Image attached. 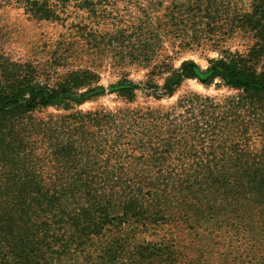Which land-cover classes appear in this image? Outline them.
I'll list each match as a JSON object with an SVG mask.
<instances>
[{
  "label": "trees",
  "instance_id": "trees-1",
  "mask_svg": "<svg viewBox=\"0 0 264 264\" xmlns=\"http://www.w3.org/2000/svg\"><path fill=\"white\" fill-rule=\"evenodd\" d=\"M12 1L34 18L57 21V9L71 0ZM72 1L88 13L107 2ZM138 8V26L106 38L148 69L147 79L171 71L180 51L216 32L253 41L245 55L219 51L206 73L183 64L161 88L149 81L147 96L170 97L196 78H220L241 93L219 101L192 93L163 113L81 112L73 106L103 94L91 87L94 73L52 79L0 55V264H206L211 247L223 250L216 251L221 264L264 262V67L256 70L264 60V0L242 13L222 0H170L156 25L147 23L146 5ZM116 88L126 104L139 89L125 81ZM56 104L69 113L47 112ZM162 226L170 233L144 238ZM173 231L189 244L182 247ZM240 232L253 252L246 263L234 248ZM228 246L236 258L224 253Z\"/></svg>",
  "mask_w": 264,
  "mask_h": 264
},
{
  "label": "rangeland",
  "instance_id": "rangeland-1",
  "mask_svg": "<svg viewBox=\"0 0 264 264\" xmlns=\"http://www.w3.org/2000/svg\"><path fill=\"white\" fill-rule=\"evenodd\" d=\"M173 1L182 2L183 0ZM222 1L224 4H230L232 12L242 13L250 10L253 0ZM153 2L154 0H107V2L101 3L99 10L95 13H88L76 7L75 2L71 0L65 9H57L60 20L53 21L32 17L26 13L23 4L18 5L12 0H0V55L3 60L31 63L40 71L49 72L52 79H55L56 75L77 69H86L94 73L97 81L91 87H102L104 91L100 97L73 106L74 110L81 112L103 109L113 113L118 109L129 108L142 111L150 109L163 113L173 109L183 96L192 93L217 101L227 97H237L241 91L226 87L220 78H215L210 83L201 78L184 80L174 89L170 97L160 100L154 99L151 95L147 96L152 93L146 89V84L149 81L161 88L165 81L172 77V73L181 69L183 64L193 65L199 69L200 73H206L220 59L219 51L227 49L231 53L245 55L253 44V41L241 34L227 39L226 36L216 32V37L219 38L208 36V39H213H203L201 44H191L180 51L171 62V71L147 79L148 69L130 63V59L120 53L117 44H114L110 49L106 36H111L119 29L126 30V27L137 25L140 15L139 5L141 7L146 5L147 12L152 14L147 23L156 25V18L164 13L170 0H164L161 6H155ZM52 3L55 1L53 0ZM76 25L81 27L85 25L86 32L78 30ZM128 29L129 34L131 31ZM132 36L137 35L133 34ZM146 36H149L148 33ZM134 39L132 37V42ZM221 39L223 42H219ZM167 40V37L163 40L165 47L168 45ZM263 67L264 60L260 61L256 70L261 72ZM123 81L139 87L133 93L134 101L129 104H126L117 93L116 87ZM59 105L56 104L55 107L48 108L47 112L69 113ZM169 231V227H158L154 231L146 233L144 238L151 239V233L156 237H161ZM172 236L185 240L181 244L182 247L189 244V240L185 238L183 232L173 231ZM165 237L167 238V235ZM233 242L235 243L234 248L238 249V254L241 253L240 262H248V259L244 257L248 253V257L251 258L253 252H249L250 247L246 241V235L241 232L234 235ZM224 245H228V241ZM229 247L224 253H230V259L236 258L234 250ZM209 251H212V254H205V259L208 261L206 264H221L222 260L218 259L216 251L222 252L223 250L220 247H211ZM232 251L233 253H231ZM252 264H264V262L255 260Z\"/></svg>",
  "mask_w": 264,
  "mask_h": 264
}]
</instances>
